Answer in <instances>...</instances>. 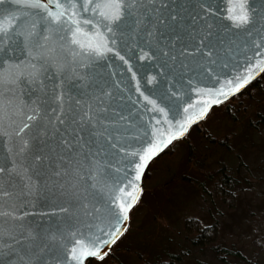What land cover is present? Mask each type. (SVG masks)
<instances>
[{"label": "snow or ice", "instance_id": "6c2138e0", "mask_svg": "<svg viewBox=\"0 0 264 264\" xmlns=\"http://www.w3.org/2000/svg\"><path fill=\"white\" fill-rule=\"evenodd\" d=\"M3 2L4 0H0V4ZM13 2L29 11L23 12L20 16H8L0 20V65H2L0 66V97L6 85L11 84L20 88L23 78L24 87L28 89L29 96L36 94L37 101L32 102L35 105L32 109L33 114L27 116L26 122L14 133L15 137L20 138L21 146L15 153L9 148L7 157L9 163L0 165V200L23 195L24 189L30 190L33 186L34 173L30 168L17 163L16 157L25 153L29 147V141L23 139V134L44 114L45 110L41 106L48 101L41 99L40 94L47 97L48 84L51 82L53 85L51 99L55 107L47 110L52 115L47 125L51 126L52 131L45 130L42 135L55 137L59 134L65 155L61 156L63 166L53 172L48 179L55 181V186H58L62 193L70 196L72 205L83 208L85 215L100 223L105 222L106 215L107 228L98 224H89L83 231H72L66 234L56 229L45 232L41 236L23 223L29 215L28 212H20L15 205L12 210H2L0 206V256L5 254L14 256L16 264H60L61 257H56L50 262L44 256L50 245H58L64 253L63 264H85V260L89 257L102 260L108 255L104 249L108 248L110 251L111 246L127 230L128 213L139 199L137 194L140 191L139 182L148 162L173 139L183 136L190 124L202 119L212 105L223 103L244 89L257 75L264 73V40L254 45L256 48L254 56L251 59L246 57L242 70H238L231 78L225 79L219 88L194 90L198 96L208 97V99L197 101V104L201 106L199 113L194 112L186 118L184 123L179 124L175 135L171 132L166 136L160 134L161 138L157 141L156 134H153L147 146L129 153L125 147H118V132L111 130L116 122L109 121L103 115L106 109L94 108L91 103L82 98L66 96L64 66H54V70L46 74L48 73L47 65L49 63L55 65L52 54L55 53L56 46L65 48L66 45L62 42L70 34L67 46L76 45L80 49L79 52L73 50L74 58L81 55L104 57L107 53H114L121 61L128 64L129 61L115 49L117 37L114 29H118L126 18L133 17L135 27L143 31L147 45L158 49L174 64L179 62V66L186 71H193L194 68L190 65L195 62L196 68L211 75L212 66L217 64V60L213 58L216 51L215 45L209 39L213 35L209 31L212 25L207 24L201 28L185 26L181 12L174 10L169 0H47V2L45 0H13ZM226 4L225 18L231 21L232 27L247 29L254 23L256 12L251 0H226ZM200 6L206 15L213 14L210 5L201 4ZM89 13L91 18H84V14ZM31 17L38 18L30 19ZM196 20L197 17L193 16L192 22L195 23ZM25 24H27L25 30H18ZM89 25L92 27L91 32H87L83 27ZM41 26L46 34L42 37L44 44L39 45V48L44 51H34L31 38L39 35L37 29ZM10 32L24 38L23 50L27 54V63L25 61L9 62L3 59L2 54H5L7 48L6 38ZM49 41L53 46L46 48ZM140 51L142 54L138 58L141 61H151L155 58L151 52L143 51V49ZM33 60H43V63L37 67ZM222 67L227 68L228 65L223 64ZM155 81L156 77H152L148 83L152 84ZM217 82L220 83L219 77ZM137 90L139 91V86ZM144 99L147 100L148 97L145 96ZM150 103L154 106L156 104L154 100ZM72 105H75V108ZM193 107L195 106L186 107L185 113ZM4 108L3 101L0 99V137L11 142L12 136L4 129ZM159 111L164 112V109ZM80 112L83 114L81 115ZM159 123L160 121H157V124ZM85 128L88 129L91 139L85 140L82 135ZM109 148L125 156L138 158L133 167L135 175L123 186L111 189V194L104 202L107 205L106 210L103 205L100 207L93 205L89 208L84 203L88 200L89 192L99 190L103 193L108 187L107 169L111 168V165L106 162V156ZM41 159L40 155L34 157L37 162ZM66 177L71 178L66 180ZM17 184L22 186L19 194L15 192ZM59 212L70 218L74 215L72 206L60 207ZM18 221L20 223H17ZM65 240L71 245L70 247L64 243Z\"/></svg>", "mask_w": 264, "mask_h": 264}, {"label": "water", "instance_id": "95a60500", "mask_svg": "<svg viewBox=\"0 0 264 264\" xmlns=\"http://www.w3.org/2000/svg\"><path fill=\"white\" fill-rule=\"evenodd\" d=\"M169 3L174 10L181 12L185 26L191 25L192 28H201L207 24L212 25L209 31L213 35L209 39L215 45L216 51L213 58L217 60V64L212 66L211 75L196 68L195 62L190 65L194 70L186 71L179 66V62L174 64L168 57L162 55L158 49L147 45L145 43L146 37L142 30L135 27L133 17L126 18L118 29H114L117 37L115 49L129 61L128 64L121 61L114 53H107L104 57L81 55L74 58L73 50L79 52L80 49L76 45L67 46V41L70 40V34H68L67 39L62 42L66 45L65 48L57 45L55 53L52 54L55 65L52 63L47 65L48 73L46 74H50L54 70V66H64L66 96L76 99L82 98L91 103L94 108L107 110L103 112V115L109 121L116 122L111 130L118 132V147H125L129 153L147 146L153 134H156L157 141L161 138L160 134L166 136L171 132L175 135L179 124L184 123L186 118L194 112L199 113L201 106L197 104V101L208 99V97L198 96L194 90L219 88L225 79L231 78L238 70H242L246 63V57L251 59L254 56L256 51L254 45L264 40V19H261V17H264V0H251L256 16L254 23L247 29L234 28L231 26V21L225 18L227 15L226 0H169ZM201 4L210 5L213 14L206 15L204 9L200 6ZM52 7L55 10L54 5ZM26 11L29 10L21 8L13 0H4L0 4V20L8 16H20ZM193 16L197 17L195 23L192 22ZM200 17H203V19H200ZM37 18L31 17L30 19ZM84 18H91V14H84ZM26 27L27 24L18 30H25ZM83 27L87 32L92 31L90 25ZM37 32L39 35L31 38V46L34 51H44V49L39 48V45L44 44L42 37L46 33L43 31L42 26L37 29ZM61 35L64 34L61 33ZM23 39V37L12 32L9 33L6 38V52L2 54L4 60L16 63L25 61L27 63V54L23 50ZM220 41H223V43H220ZM52 46V42L49 41L45 47L50 48ZM140 49L151 52L155 58L151 61L139 60L138 57L142 54ZM199 59V56H197V60ZM32 62L39 67L43 60H33ZM223 64H227L228 67H222ZM261 74L257 75L256 78ZM152 77H156V81L149 84L148 80ZM217 77H219L220 83L217 82ZM138 86L139 91L137 90ZM52 87V83L49 82L47 97L40 94L41 99H47L48 101L41 106L45 110L44 114L23 134V139L29 141V147L25 153L16 157L17 163L30 168L31 172L34 173L33 186L30 190L24 189L23 195L0 200V206H2V210H12L13 205H15L20 212H28L29 215L23 223L30 226L35 232L40 233L41 236L45 232L55 231L56 229H60L66 234L72 231H83L89 224H98L107 228L106 215L104 216V223L85 215L83 208L79 205H72L70 196L62 193L59 187L55 186V181L48 179L53 172L63 166L61 156L65 155L63 146L60 144L59 134L55 137L42 135L45 130L52 131L51 126L47 125V121L52 118L51 113L47 110L55 107L51 99ZM145 96L148 97L147 100L144 99ZM0 99H2L5 106L4 129L12 136L11 142L0 137V165H4L9 163L7 159L9 156L8 149L11 148L15 153L21 146L20 138L15 137L14 133L26 122L27 116L33 114L32 109L35 105L32 102L37 101V95L32 94L29 96L22 78L20 88H16L11 84L6 85ZM153 100L156 102L155 106L150 103ZM189 105L195 107L185 113L184 109ZM213 106L215 105H212L209 110ZM72 107L75 108V105H72ZM159 109H164V112H160ZM80 114L83 113L80 112ZM120 117H124V119L121 120ZM202 119L191 123L188 130ZM157 121H160V123L157 124ZM187 131L183 136L173 139L172 142L184 137ZM82 135L85 140L91 139L87 128H85ZM171 143L163 147L158 155ZM36 155L42 157L38 162L34 160ZM158 155L148 162L144 173L149 163ZM136 160L138 158L125 156L123 153L109 148L106 156V162L111 165V168L107 169L106 183L108 187L104 189L103 193L99 190L90 191L88 200L84 203L89 208L93 205L97 207L103 205L106 210L107 205L104 202L111 194V189L123 186L128 179L135 175L133 167ZM117 169H120V171H117ZM143 175L139 182L140 191L137 193L138 196H140L142 190ZM70 178L66 177L65 179ZM21 191L22 186L17 184L15 192L19 194ZM70 206L73 207L74 211L71 218L59 212L60 207ZM128 222L129 218L126 222V228ZM5 227H8V225H5ZM64 243L68 247L71 246L67 244L66 240ZM104 251L109 252L108 248H105ZM5 253H7V250H5ZM44 256L50 262L54 261L56 257H61L60 264H63L62 257L64 253L58 245H50ZM93 258L89 257L87 259ZM0 264H16L15 257H10L7 254L0 256Z\"/></svg>", "mask_w": 264, "mask_h": 264}, {"label": "rangeland", "instance_id": "374dc122", "mask_svg": "<svg viewBox=\"0 0 264 264\" xmlns=\"http://www.w3.org/2000/svg\"><path fill=\"white\" fill-rule=\"evenodd\" d=\"M263 119L264 90L238 93L213 106L184 137L154 158L142 179L139 199L129 212V228L111 247L113 257L125 264H143L150 253L161 248L156 246L159 239L166 247L168 236L171 245L177 242L189 251L181 264H219L211 250L189 247L176 234L182 215L193 214L203 224L217 222L228 246L232 244L249 259L264 264ZM221 166L241 180L235 185L236 199L231 206L216 194L212 196L213 192L198 189L199 183L206 185L218 177ZM122 247L129 248V253L120 251ZM92 264L116 263L104 257L93 258Z\"/></svg>", "mask_w": 264, "mask_h": 264}, {"label": "trees", "instance_id": "16d2710c", "mask_svg": "<svg viewBox=\"0 0 264 264\" xmlns=\"http://www.w3.org/2000/svg\"><path fill=\"white\" fill-rule=\"evenodd\" d=\"M253 89L260 91L261 89L264 90V73L248 84L241 92L247 93ZM256 115L259 117L258 119H261L259 112H256ZM261 122L264 125V119ZM168 148L169 146L163 152H165ZM217 172H219V174H217L218 177L206 185L199 183L198 189L207 193L213 192L212 196L216 194L220 200L227 202V204L231 206L236 199L235 185H237V183L241 180L233 177L232 173L226 171L223 166L219 167ZM145 176L146 171L143 177ZM180 223V231L176 232V234L178 233L179 237L186 241L189 247H193L194 249L206 248L211 250L214 254H216L219 264H258L256 259H249L244 254L242 249L232 244L228 246V242L221 234L220 225L217 222L212 221L209 224H203L199 217L193 214H184L180 219ZM128 228L129 225L127 226V230ZM127 230L125 232H127ZM122 236H120V238ZM162 237L163 236L160 238ZM169 241L170 238L167 236L164 240V244L166 245L165 247L159 239V244L157 243L156 246H160L161 248L157 249V252L155 250V253H150L148 258L144 260L143 264H181V260L183 259L185 253H188L189 251L181 247L179 243L176 242L177 244L175 243L171 245ZM119 250L125 253H129L130 251L127 247L119 248ZM139 253L140 252H137L138 255H141V253ZM105 257L108 261H112L116 264H125L119 257L115 255L113 257L112 248ZM92 261L93 259H87L86 264H92ZM139 261L142 260L140 259Z\"/></svg>", "mask_w": 264, "mask_h": 264}]
</instances>
